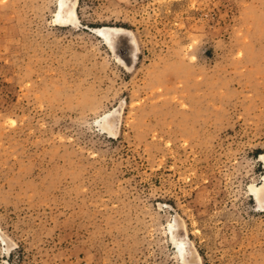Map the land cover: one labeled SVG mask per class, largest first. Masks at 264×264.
I'll return each mask as SVG.
<instances>
[{"label": "rangeland", "instance_id": "374dc122", "mask_svg": "<svg viewBox=\"0 0 264 264\" xmlns=\"http://www.w3.org/2000/svg\"><path fill=\"white\" fill-rule=\"evenodd\" d=\"M58 2L0 0V264H182L169 222L199 264H264V0Z\"/></svg>", "mask_w": 264, "mask_h": 264}, {"label": "bare ground", "instance_id": "6f19581e", "mask_svg": "<svg viewBox=\"0 0 264 264\" xmlns=\"http://www.w3.org/2000/svg\"><path fill=\"white\" fill-rule=\"evenodd\" d=\"M76 2L77 0H59L57 5L58 9L54 18V22L57 25L74 26L76 24ZM92 30L94 31V34L101 38L106 45L111 47L120 64H123L125 67L129 68V66L134 63L137 51L136 44L132 34L128 29L110 25L93 27ZM119 111V108H117L115 110V116L112 118H107L106 126L102 127V129L104 128L108 131V135L116 134V128H118L117 126L119 124ZM102 121H104V119ZM248 190L249 194L256 202L255 206L257 209L264 210V189L260 196L256 194V186L254 184H250ZM182 227H184V225ZM182 227L179 225V230L174 231L171 222L167 224V235L169 236L170 244L172 245L176 255L178 256V259L181 260L182 264H199L200 258L197 254L194 255L195 257H188V255L192 256L189 254L190 250L187 247L190 241L186 230ZM0 239L5 243V246H7L6 239L3 237Z\"/></svg>", "mask_w": 264, "mask_h": 264}]
</instances>
